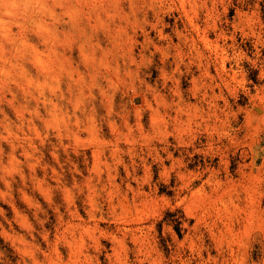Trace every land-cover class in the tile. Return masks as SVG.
Here are the masks:
<instances>
[{"label":"rangeland","instance_id":"374dc122","mask_svg":"<svg viewBox=\"0 0 264 264\" xmlns=\"http://www.w3.org/2000/svg\"><path fill=\"white\" fill-rule=\"evenodd\" d=\"M0 264H264V0H0Z\"/></svg>","mask_w":264,"mask_h":264}]
</instances>
